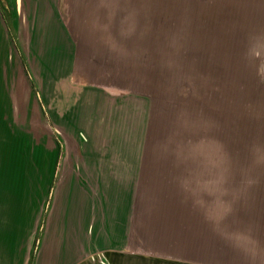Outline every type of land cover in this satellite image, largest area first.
I'll return each instance as SVG.
<instances>
[{
  "label": "rangeland",
  "instance_id": "rangeland-1",
  "mask_svg": "<svg viewBox=\"0 0 264 264\" xmlns=\"http://www.w3.org/2000/svg\"><path fill=\"white\" fill-rule=\"evenodd\" d=\"M60 3L87 75L110 88L107 146L140 152L141 217L188 253L141 264H264V0ZM44 45L0 43V86L51 85L28 57ZM19 110L0 106V179L37 178L35 117Z\"/></svg>",
  "mask_w": 264,
  "mask_h": 264
},
{
  "label": "crops",
  "instance_id": "crops-1",
  "mask_svg": "<svg viewBox=\"0 0 264 264\" xmlns=\"http://www.w3.org/2000/svg\"><path fill=\"white\" fill-rule=\"evenodd\" d=\"M60 2L0 0V43L19 42L24 52V43L45 44L28 57L44 58L51 75L47 86H0L1 107L31 108L26 124L35 117L36 149L29 154L38 173L0 179V264L187 262L185 247L156 237L155 213L141 217L140 152L132 149L126 158L124 147L107 146L102 125L107 128L110 88L87 75L92 66L78 52L79 37ZM62 60H68L64 68ZM160 219L164 229L170 226ZM194 262L220 264L207 257Z\"/></svg>",
  "mask_w": 264,
  "mask_h": 264
}]
</instances>
